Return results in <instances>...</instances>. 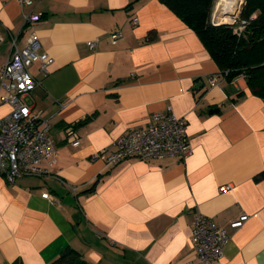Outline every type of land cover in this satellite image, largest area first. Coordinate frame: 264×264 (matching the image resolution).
<instances>
[{"label":"crops","instance_id":"crops-1","mask_svg":"<svg viewBox=\"0 0 264 264\" xmlns=\"http://www.w3.org/2000/svg\"><path fill=\"white\" fill-rule=\"evenodd\" d=\"M32 9L42 17L26 25ZM32 30L55 62L47 74L32 66L26 101L48 120L58 156L48 175L0 173V264H48L69 245L87 264H210L191 242L197 211L230 234L223 264H264V98L246 79L228 81L160 0H0V65ZM168 106L187 119L188 156H96Z\"/></svg>","mask_w":264,"mask_h":264},{"label":"built area","instance_id":"built-area-1","mask_svg":"<svg viewBox=\"0 0 264 264\" xmlns=\"http://www.w3.org/2000/svg\"><path fill=\"white\" fill-rule=\"evenodd\" d=\"M22 5L33 4L34 0H18ZM41 12L34 9L23 12L27 25L40 20ZM134 17L132 23H137ZM244 26L238 29L241 31ZM123 36L120 29L109 35L112 43ZM3 35L0 31V44ZM94 48L95 40L88 41ZM55 59L41 50V39L36 30H32L22 47L13 39L12 51L8 59L0 65V173L9 182L25 175L44 176L51 174L57 162L58 149L49 134L50 124L41 111L32 107L26 96L33 91L37 80L32 66L47 74ZM244 77L239 75L236 78ZM212 84L217 79L211 77ZM187 119L177 115L171 106L154 111L144 124L131 127L126 133L115 139L112 147L101 149L96 156L109 163H118L130 157L142 159L164 158L169 156L186 157L192 152V146L186 131ZM68 139L77 144L78 132L69 127ZM230 185H222L227 189ZM48 197L49 193L42 194ZM245 215L232 221L233 227L242 225ZM191 242L197 257L205 263L223 264L225 249L230 234L224 227L218 226L209 216L195 212L193 217Z\"/></svg>","mask_w":264,"mask_h":264},{"label":"trees","instance_id":"trees-1","mask_svg":"<svg viewBox=\"0 0 264 264\" xmlns=\"http://www.w3.org/2000/svg\"><path fill=\"white\" fill-rule=\"evenodd\" d=\"M200 37L228 81L243 75L251 91L264 98V0H245L236 22L212 20L215 0H160ZM135 1H132V5ZM244 26L240 31L238 28ZM150 31L147 41L156 39ZM244 91L239 92V97ZM258 177H264V169ZM87 264L72 245L48 264Z\"/></svg>","mask_w":264,"mask_h":264},{"label":"bare ground","instance_id":"bare-ground-1","mask_svg":"<svg viewBox=\"0 0 264 264\" xmlns=\"http://www.w3.org/2000/svg\"><path fill=\"white\" fill-rule=\"evenodd\" d=\"M243 0H216V9L219 11L225 22L237 17L239 13L240 6Z\"/></svg>","mask_w":264,"mask_h":264},{"label":"rangeland","instance_id":"rangeland-1","mask_svg":"<svg viewBox=\"0 0 264 264\" xmlns=\"http://www.w3.org/2000/svg\"><path fill=\"white\" fill-rule=\"evenodd\" d=\"M243 3L240 6L238 16L235 17V18L233 17V19L230 20L231 23L236 22L238 20L240 14H241V10H242ZM215 5H216V0H215V3H214L213 12H212V20L215 21V22H218V21L219 22H225V19H224L223 15L219 11H217ZM27 101L30 102L29 98H27ZM2 110L3 109H0V111H2Z\"/></svg>","mask_w":264,"mask_h":264},{"label":"water","instance_id":"water-1","mask_svg":"<svg viewBox=\"0 0 264 264\" xmlns=\"http://www.w3.org/2000/svg\"><path fill=\"white\" fill-rule=\"evenodd\" d=\"M244 1H245V0H243V2H244ZM243 2H242V3H243ZM217 23H228V21H226V22H219V21H218ZM229 23H231V22H229ZM213 110H214V109H211V111H213Z\"/></svg>","mask_w":264,"mask_h":264}]
</instances>
